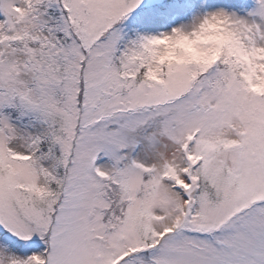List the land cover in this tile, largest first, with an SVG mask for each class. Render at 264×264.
<instances>
[{"label":"snow or ice","instance_id":"1","mask_svg":"<svg viewBox=\"0 0 264 264\" xmlns=\"http://www.w3.org/2000/svg\"><path fill=\"white\" fill-rule=\"evenodd\" d=\"M0 264H264V0H0Z\"/></svg>","mask_w":264,"mask_h":264}]
</instances>
